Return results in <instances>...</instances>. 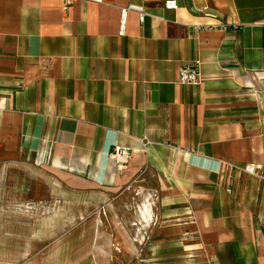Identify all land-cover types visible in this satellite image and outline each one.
I'll return each mask as SVG.
<instances>
[{
  "label": "crops",
  "instance_id": "obj_1",
  "mask_svg": "<svg viewBox=\"0 0 264 264\" xmlns=\"http://www.w3.org/2000/svg\"><path fill=\"white\" fill-rule=\"evenodd\" d=\"M167 1L0 0V264H264V0Z\"/></svg>",
  "mask_w": 264,
  "mask_h": 264
},
{
  "label": "built area",
  "instance_id": "obj_2",
  "mask_svg": "<svg viewBox=\"0 0 264 264\" xmlns=\"http://www.w3.org/2000/svg\"><path fill=\"white\" fill-rule=\"evenodd\" d=\"M79 1L94 2V3L103 2V0H64L62 6L63 13L68 14L71 7ZM177 6L178 5L176 0H170L165 3V8L168 10H176ZM132 12H135L139 15V20L143 24L146 18L148 17L145 8L142 6H129L127 8L121 9V19H120V29H119L120 36H125L128 17L129 14ZM202 79H203L202 73L199 70L198 65L196 64L193 66L185 67L180 71L179 83L181 85H198L201 83ZM110 158L114 160V162L117 164L118 169L123 170L128 164L130 158V152L127 148L114 146V148L110 153ZM222 165L223 168H225L226 170L228 169V171L248 174L251 176H256L264 179V176L259 172L261 168L258 166L248 165V164L238 165L230 162L222 163ZM226 170H224L223 172H226Z\"/></svg>",
  "mask_w": 264,
  "mask_h": 264
},
{
  "label": "rangeland",
  "instance_id": "obj_3",
  "mask_svg": "<svg viewBox=\"0 0 264 264\" xmlns=\"http://www.w3.org/2000/svg\"><path fill=\"white\" fill-rule=\"evenodd\" d=\"M125 227H127V224L125 223ZM122 251V249H120ZM110 264V263H109Z\"/></svg>",
  "mask_w": 264,
  "mask_h": 264
}]
</instances>
